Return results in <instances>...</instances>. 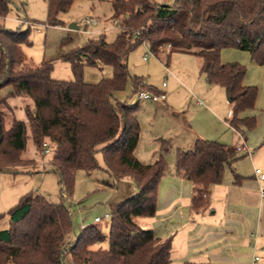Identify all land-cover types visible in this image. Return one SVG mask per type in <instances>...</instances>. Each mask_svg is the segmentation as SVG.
Segmentation results:
<instances>
[{
	"label": "trees",
	"instance_id": "1",
	"mask_svg": "<svg viewBox=\"0 0 264 264\" xmlns=\"http://www.w3.org/2000/svg\"><path fill=\"white\" fill-rule=\"evenodd\" d=\"M72 1L46 0L44 23L60 24L58 13ZM110 11L117 21L112 40L100 32L60 55L70 64L71 79L51 77L50 60L28 63L21 47L29 43L28 27L10 28L0 22V88L10 85L7 92H0V171L24 172L18 167H34V157L22 156L30 138L39 155H47L61 195L54 202L29 190L0 212V217H7V226L0 229V264H215L172 262L171 236L160 238L134 220L155 213L169 143L159 138L158 152L148 163L135 157L137 101L128 102V98L137 100L141 89L154 93L157 89L142 76L129 73L125 56L143 42L154 55L168 43L165 62L172 51L197 55L199 71L224 89L230 105L228 123L249 129L254 117L240 114L253 107L257 88L242 83L244 64L220 60V49L245 50L255 63H264V0H110ZM6 12L7 0H0V17ZM98 62L108 64L110 74L95 82L84 81L83 66ZM128 78L131 91L127 98L118 99L116 93ZM98 152L102 164L96 159ZM235 158V146L213 139L196 137L191 148H176L174 172L191 180L193 210L207 206L209 184L219 182L224 165ZM77 169L86 173L101 169L110 177L130 178L136 186L111 209L106 232L95 222L73 228L66 198ZM232 175L234 183L240 182L242 176L234 171ZM102 183L110 185L108 179Z\"/></svg>",
	"mask_w": 264,
	"mask_h": 264
},
{
	"label": "crops",
	"instance_id": "2",
	"mask_svg": "<svg viewBox=\"0 0 264 264\" xmlns=\"http://www.w3.org/2000/svg\"><path fill=\"white\" fill-rule=\"evenodd\" d=\"M25 15L23 21L28 22L29 17ZM164 58V74L160 84L154 86L155 93H163V97L128 99V102L137 101L135 116L139 133L133 151L135 157L143 163L152 161L158 151L159 138H164L172 148L166 152H174V165L176 148L189 149L195 138L201 137L232 144L236 158L224 165L219 182L209 184L207 206L196 211L190 206L191 180L176 174L174 168L166 169L157 184L155 213L137 216L134 220L142 227L152 228L160 238L171 236L172 262L252 264L257 248L264 249V194L260 193L264 178L260 179L254 172L255 168L264 172V63H255L245 50L220 49V60L244 64L242 83L254 84L257 88L253 107L240 114L254 117V126L248 129L228 123L230 105L224 89L208 82L199 71L197 55L172 51L167 62ZM116 97L122 99L117 93ZM98 155L99 152L97 161ZM233 171L242 176L240 182L234 183ZM119 178L126 177L111 176L112 183ZM127 187V194L136 190L132 180ZM114 205L115 202L109 206L108 213Z\"/></svg>",
	"mask_w": 264,
	"mask_h": 264
},
{
	"label": "rangeland",
	"instance_id": "3",
	"mask_svg": "<svg viewBox=\"0 0 264 264\" xmlns=\"http://www.w3.org/2000/svg\"><path fill=\"white\" fill-rule=\"evenodd\" d=\"M156 1L162 2V0ZM166 1L171 2L172 0ZM46 10V0H7V12L5 16L0 17V22L10 28L28 27L29 43L21 46L26 61L35 64L41 59L50 60L52 63L50 76L53 78L71 79L73 77L69 62L60 58L61 54L83 44L87 38L95 37L100 31L104 33L105 39L110 41L117 31V21L110 17V0H73L66 11L58 13L57 17L62 21L58 25L44 23ZM24 14L29 17L28 22L23 21ZM89 14L95 16L97 21L85 23L84 18ZM70 22H74L77 27H69ZM166 46V44L160 46L162 51L157 56L148 50L144 42L135 46L125 56L129 73L142 76L146 84L153 87L158 86L164 74L165 67H163L162 58L167 49ZM144 54L146 59H142ZM110 72L111 67L108 64L98 62L97 65H84L82 79L86 82H95L100 77L109 75ZM9 89L10 85H4L0 88V92L5 93ZM130 91L131 85L128 78L124 88L118 91L117 95L124 99L128 97ZM130 98L133 97L130 96L128 99ZM17 114L21 116L20 111ZM173 153V151H169L165 155L168 157L167 169L174 167L172 164ZM22 156L34 157L36 163L34 167H18L24 172L0 171V212H6L17 202L21 194L29 190H34L54 202L61 199L58 177L56 173L49 170L46 162L47 155H39L30 138L26 139ZM171 158L172 161H170ZM98 161L102 164L100 155H98ZM29 168H33V171L26 172L25 170ZM103 178L108 179L110 185L102 184ZM128 181L131 180L126 177L119 178L112 183L111 177L101 169L93 170L91 173L77 169L71 194L66 198L73 215L74 230H78L81 224L93 223L94 215H98L100 220L95 223L102 231L106 232L108 218L103 215L105 212H109V206L112 203L118 202L127 194ZM6 226L7 217L4 214L0 217V229ZM255 254L259 259L252 264H264V249L257 248Z\"/></svg>",
	"mask_w": 264,
	"mask_h": 264
},
{
	"label": "built area",
	"instance_id": "4",
	"mask_svg": "<svg viewBox=\"0 0 264 264\" xmlns=\"http://www.w3.org/2000/svg\"><path fill=\"white\" fill-rule=\"evenodd\" d=\"M23 1V0H22ZM162 1H164V0H162ZM90 21H97V19H96V17L95 16H93V15H91V14H89L87 17H85L84 18V22L85 23H88V22H90ZM115 21V20H114ZM167 46V49H168V47H169V44L167 43L166 44ZM149 50V49H148ZM142 57L143 58H145L146 57V55L144 54V55H142ZM162 84L164 85V82H162ZM136 97L138 98V99H140V98H151V99H153V100H156V99H158V98H162L163 97V93H154V92H152V91H150V90H147V89H141V90H138L137 91V93H136ZM254 172L258 175V177L260 178V179H263L264 178V172L262 171V170H260L259 168H255L254 169ZM260 193L263 195L264 194V185H262L261 186V188H260ZM108 215H109V213L108 212H105L104 213V217H108ZM100 219V217L99 216H95L94 217V220L96 221V220H99ZM253 259L254 260H256V259H258V256L257 255H254L253 256Z\"/></svg>",
	"mask_w": 264,
	"mask_h": 264
},
{
	"label": "water",
	"instance_id": "5",
	"mask_svg": "<svg viewBox=\"0 0 264 264\" xmlns=\"http://www.w3.org/2000/svg\"><path fill=\"white\" fill-rule=\"evenodd\" d=\"M68 26L69 27H75V28L77 27V25L74 22H70Z\"/></svg>",
	"mask_w": 264,
	"mask_h": 264
}]
</instances>
